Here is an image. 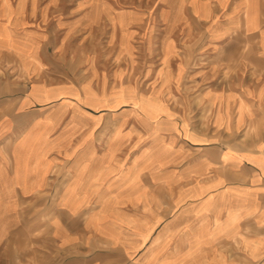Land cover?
I'll list each match as a JSON object with an SVG mask.
<instances>
[{
  "label": "crops",
  "instance_id": "0c3cea01",
  "mask_svg": "<svg viewBox=\"0 0 264 264\" xmlns=\"http://www.w3.org/2000/svg\"><path fill=\"white\" fill-rule=\"evenodd\" d=\"M8 1L0 264H264V144L223 142L237 125L264 123V0H159L149 26L130 9L100 6L94 16L87 0L38 10ZM47 10L77 14L36 25ZM104 14L105 31L71 34ZM189 43L244 62L232 83L204 86L200 105L173 97L184 90ZM137 73L156 86L148 98L157 113L131 100L103 104L105 81L135 96Z\"/></svg>",
  "mask_w": 264,
  "mask_h": 264
},
{
  "label": "rangeland",
  "instance_id": "374dc122",
  "mask_svg": "<svg viewBox=\"0 0 264 264\" xmlns=\"http://www.w3.org/2000/svg\"><path fill=\"white\" fill-rule=\"evenodd\" d=\"M10 3H17L19 0H10L8 1ZM33 3L35 4L36 9H40L43 7V5L46 3V0H25V3ZM76 3H79V0H55V8H64L67 9V7H70L73 9V6L76 5ZM85 3L88 5H96L90 13H92L94 16L96 14L101 15L103 13H100L96 9H99L98 7L103 6L104 8L111 9L112 6L115 7L114 10L121 11V13H129L126 11L133 10L134 13L133 18H140L143 25L149 26L153 25V21L155 19V15L157 14L159 10V0H87ZM77 9V8H75ZM11 13H7L8 18L10 17ZM22 14H28L27 12H23ZM31 14V13H30ZM60 14L64 16H69L73 14H77V12H67L64 13H57V12H51L47 10L44 13V17L46 19H43L42 22L39 20L36 21V25L39 24L42 27H45V23H48L49 21L55 20L56 18H60ZM35 15V13H34ZM105 15H103V19H100L97 23L94 24L92 29H89L87 33H85V29H73L72 35H85L91 33L92 35H96L97 33L100 34V31H105L106 27L108 26L107 22L105 21ZM102 16V15H101ZM48 19V20H47ZM103 35H106L102 32ZM0 36H3L4 38H7L11 42H14L13 37L8 33L5 32V30L0 31ZM140 38L137 40V49L136 51H142L143 47L142 44L144 42L143 34L141 33ZM139 46L141 47L139 49ZM105 47V46H104ZM213 46V48L206 49L204 45H193L191 43L185 44L182 49H180V52H184L185 60H178L179 62L182 61L185 68H189L188 73L184 76L182 82L184 83V86L182 87L184 90L180 91L179 93H174L176 95H173V97L177 99H185V101H189L190 103H193L195 105H200L203 103V97L201 90L204 86H207L209 82L215 83L218 86H224L227 84L232 83L237 78L238 68L244 67V62L239 60H232V59H224V58H213V56H208L205 52L207 51H219L221 54L224 55V48L220 47L219 49H216ZM230 47V46H229ZM245 47V46H244ZM89 51H94V46L91 45V48ZM100 51H105V49L101 48ZM230 51V49H228ZM194 55V58H192ZM138 63V62H136ZM8 72L14 73V71L18 68L17 63L14 60H9L7 63ZM11 69V70H10ZM197 69L196 71L192 72V70ZM209 71V72H208ZM193 73H200L202 74L200 77L195 78V75L193 76ZM208 73V74H207ZM146 78V79H145ZM198 80V81H197ZM238 80V79H237ZM129 82L134 83L135 91L132 93L135 96H132L131 94L128 95L122 91L119 92H112V83L110 81H105L103 85V104L107 105L110 100V105H117L118 103H121L123 101L131 100L134 103L140 105V109L142 111H145L148 114H155L159 111V109L155 106L153 102H149V96L153 93L152 89L156 86L152 82V84H149L150 81H148L147 77L140 75L137 73L135 76H132L130 78ZM199 82V83H198ZM182 83V84H183ZM200 84V86H198ZM205 84V85H204ZM160 94V93H157ZM171 95V93H168ZM91 96L94 95L90 94ZM96 98H94V101ZM100 100V98H97V101ZM181 103V102H180ZM190 105V104H189ZM107 109L105 108V111ZM109 110V109H108ZM191 109H188L190 111ZM206 109L203 110V117L207 116L210 112L209 109L207 112H205ZM202 116V112H201ZM262 120V119H261ZM262 134H264V123L262 122H249L247 124L243 125H237L235 127V131H232L231 134H229V137L227 140L223 141L225 144L230 148L239 150L242 148H247L250 146L255 145L256 143L259 145L264 144V137H261ZM258 137L257 139H255ZM260 138V140H259Z\"/></svg>",
  "mask_w": 264,
  "mask_h": 264
}]
</instances>
